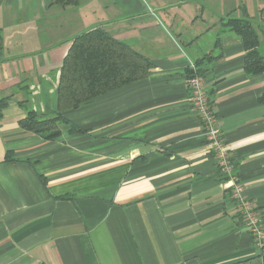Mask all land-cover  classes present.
I'll list each match as a JSON object with an SVG mask.
<instances>
[{
	"label": "crops",
	"instance_id": "obj_1",
	"mask_svg": "<svg viewBox=\"0 0 264 264\" xmlns=\"http://www.w3.org/2000/svg\"><path fill=\"white\" fill-rule=\"evenodd\" d=\"M228 19L251 22L264 60V0H0V264H230L258 253L186 87L189 63L202 61L264 227V72H245ZM97 27L147 58L148 76L65 111L53 140L21 129L30 111L54 115L63 60Z\"/></svg>",
	"mask_w": 264,
	"mask_h": 264
},
{
	"label": "trees",
	"instance_id": "obj_2",
	"mask_svg": "<svg viewBox=\"0 0 264 264\" xmlns=\"http://www.w3.org/2000/svg\"><path fill=\"white\" fill-rule=\"evenodd\" d=\"M68 2L71 0H66V3ZM221 23L228 32L235 33L242 41L245 50L243 65L245 72L249 75L263 73L264 60L257 51L261 42L251 22L246 19H228ZM259 32L264 44V28ZM201 62H196V68ZM150 68L147 58L116 40L104 29L97 27L89 30L75 37L63 60L56 89L54 115L45 117L30 111L19 122L20 128L46 141L53 140L60 134L59 126L68 123L63 116L65 111L76 109L114 89L146 78ZM196 73L201 76L199 69ZM191 74L192 72L187 70V76ZM7 100V97L0 99V117ZM259 101L264 102V90ZM71 130L76 129L71 125ZM10 156L8 154L5 161H10ZM230 264H264V242L255 256Z\"/></svg>",
	"mask_w": 264,
	"mask_h": 264
},
{
	"label": "built area",
	"instance_id": "obj_3",
	"mask_svg": "<svg viewBox=\"0 0 264 264\" xmlns=\"http://www.w3.org/2000/svg\"><path fill=\"white\" fill-rule=\"evenodd\" d=\"M192 74L186 77L188 102L201 125L202 137L208 153L214 160L215 167L223 177L225 190L230 194L238 209L241 223L246 227L252 243L260 248L264 242V227L257 211L246 196V189L235 170L227 143L219 126L218 117L210 104L204 81L196 73V66L189 63Z\"/></svg>",
	"mask_w": 264,
	"mask_h": 264
}]
</instances>
